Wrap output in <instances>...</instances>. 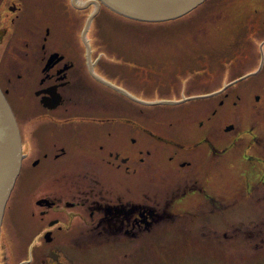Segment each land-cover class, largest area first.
<instances>
[{
	"label": "flooded vegetation",
	"instance_id": "flooded-vegetation-1",
	"mask_svg": "<svg viewBox=\"0 0 264 264\" xmlns=\"http://www.w3.org/2000/svg\"><path fill=\"white\" fill-rule=\"evenodd\" d=\"M98 4L0 0V88L24 155L0 264L225 247L224 212L264 185V8L207 0L148 23ZM216 7L231 10L217 29ZM204 21L217 33L182 34Z\"/></svg>",
	"mask_w": 264,
	"mask_h": 264
},
{
	"label": "rangeland",
	"instance_id": "rangeland-1",
	"mask_svg": "<svg viewBox=\"0 0 264 264\" xmlns=\"http://www.w3.org/2000/svg\"><path fill=\"white\" fill-rule=\"evenodd\" d=\"M225 2L224 7L232 8L229 4L236 3H249L256 6H262L264 8V0H221ZM229 9H219L216 7L211 12V27L221 28L223 27L220 17L224 15L227 17ZM204 21L202 24L194 28L193 30L182 31V34H207V33H217L215 30L208 32L207 25ZM220 25V27L218 26ZM154 26V25H152ZM157 31V30H156ZM228 77V76H227ZM227 183L226 199L227 205L233 203L234 197V187ZM252 201H247L246 203L238 202L235 206L230 209H226L221 221L226 223V229L228 230L227 243L225 247L218 248L217 246H210L209 248H172L161 250V255L158 258L156 250L148 249L147 260L145 264H264V244L259 247H253L248 242L256 239L255 234L259 231L264 230V185L260 186V190L256 197L251 198ZM218 220V219H217ZM215 224H219L215 221ZM242 227V234L231 233V228ZM249 228L250 231L254 232V236L251 238V234H245V231ZM240 238V240L238 239ZM242 238V239H241ZM246 238V241H242ZM264 239V234L262 236ZM264 243V242H263ZM131 257L136 255L138 252L136 250H131ZM93 256H97L94 254ZM159 259L161 261H159ZM85 262H83L84 264ZM80 264V263H79ZM94 264V263H92Z\"/></svg>",
	"mask_w": 264,
	"mask_h": 264
},
{
	"label": "water",
	"instance_id": "water-1",
	"mask_svg": "<svg viewBox=\"0 0 264 264\" xmlns=\"http://www.w3.org/2000/svg\"><path fill=\"white\" fill-rule=\"evenodd\" d=\"M114 13L140 22L186 16L207 0H98ZM22 138L14 112L0 88V237L7 204L23 164Z\"/></svg>",
	"mask_w": 264,
	"mask_h": 264
},
{
	"label": "trees",
	"instance_id": "trees-1",
	"mask_svg": "<svg viewBox=\"0 0 264 264\" xmlns=\"http://www.w3.org/2000/svg\"><path fill=\"white\" fill-rule=\"evenodd\" d=\"M116 16H118V17H121L120 15H117L116 13H114ZM121 18H125V17H121Z\"/></svg>",
	"mask_w": 264,
	"mask_h": 264
}]
</instances>
